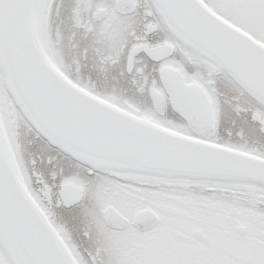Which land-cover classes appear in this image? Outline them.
I'll list each match as a JSON object with an SVG mask.
<instances>
[{
  "label": "snow or ice",
  "instance_id": "6c2138e0",
  "mask_svg": "<svg viewBox=\"0 0 264 264\" xmlns=\"http://www.w3.org/2000/svg\"><path fill=\"white\" fill-rule=\"evenodd\" d=\"M0 264H264V0H0Z\"/></svg>",
  "mask_w": 264,
  "mask_h": 264
}]
</instances>
